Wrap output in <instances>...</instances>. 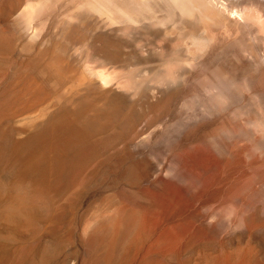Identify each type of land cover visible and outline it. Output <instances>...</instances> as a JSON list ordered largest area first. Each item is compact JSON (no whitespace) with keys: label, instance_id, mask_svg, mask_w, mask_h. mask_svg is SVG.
I'll use <instances>...</instances> for the list:
<instances>
[{"label":"rangeland","instance_id":"1","mask_svg":"<svg viewBox=\"0 0 264 264\" xmlns=\"http://www.w3.org/2000/svg\"><path fill=\"white\" fill-rule=\"evenodd\" d=\"M91 1L0 0V264H264V0Z\"/></svg>","mask_w":264,"mask_h":264},{"label":"bare ground","instance_id":"2","mask_svg":"<svg viewBox=\"0 0 264 264\" xmlns=\"http://www.w3.org/2000/svg\"><path fill=\"white\" fill-rule=\"evenodd\" d=\"M56 1L58 2L59 0H47V1L45 0V2H44V0H43V3L46 4V5H48V4H55L54 2H56ZM245 1H246V0H243V3H244ZM254 1L258 2V1H260V0H254ZM41 2H42V0H41ZM57 2H56V3H57ZM91 2H93V1H91ZM97 2H98L99 4H98ZM110 2H112V0H97V1H96L97 4L94 3V2H93L92 4L100 5V7H98V8L101 9V7L105 8L104 6H107ZM205 2H206V0H205ZM92 4H90V5L92 6ZM193 4H194V1H193V0H181L177 5L180 6V7L182 8V10L185 12V14H187V15H194V12H195L194 9H195V8H198L199 5H198V4H194V5H193ZM207 4H208V3H207ZM210 5H211V4H210ZM240 5H241V4H240ZM240 5H239V6H240ZM96 7H97V6H96ZM237 8H238V9H232L231 11L233 12V14H234V13L237 14V15L242 19V16H243V15H242V12L240 11V10H242V9L239 10V7H237ZM216 9H217V8H216ZM210 11H212V10H210ZM210 11H209V13H207V14H205V13L203 14V15H204V19H205L208 23H210V22H215V23H216V21H215V20H216V11L213 10V11H214V15H210ZM195 15H196V14H195ZM237 15H236V16H237ZM244 15H245V14H244ZM243 19H244V18H243ZM254 38H256V36H255ZM32 63H33V64H31V68H32V70L35 71L36 69L39 68V69L37 70V72H39V70H41V67H42V65L39 64V63H41V62H38V63L36 62V63L39 64L41 67H38V65H37L34 61H33ZM255 64L257 65V66H256V71H255V72H257V73H261V71L264 69V57H263L262 55L258 56V57L255 59ZM57 67H58V66H57ZM29 68H30V67H29ZM43 68H44V67H42V69H43ZM48 68H49V67H48ZM221 68H222V67H221ZM224 68H225V67H224ZM45 69H47V68H45ZM66 69H67V68H66ZM55 70H56V68H55ZM42 71H43V72H42L43 76H44V75L46 76V77H45V81H48V80L50 81V79H51V81H56V79L53 78V76H54L53 73H52V75H51V71H49L48 69H47V70H42ZM61 71H63V70H61ZM64 71H65V67H64ZM66 71H67V70H66ZM40 72H41V71H40ZM57 72H58V71H57ZM31 73H33V71H32ZM66 73H67V72H65V74H66ZM218 73H219V74H217V75L223 76L227 81L229 80V81L231 82L232 85H235V82H232V79H234L233 76H232V74H229V72H225V73H223L222 70L218 71ZM34 74H35V73H34ZM30 75H31V74H30ZM217 75H216V76H217ZM220 76H218L219 79H220ZM28 78H29V77H28ZM52 78L55 79V80H53ZM30 79L32 80V78H30ZM30 79H29V80H30ZM31 80H30V81H31ZM61 80H62V79H61ZM34 81H35V80H34ZM34 81H33V83H34L33 86L36 84ZM37 81H39V80H37ZM37 81H36V82H37ZM211 81H212V80H211ZM215 81H216V80H215ZM229 81H228V82H229ZM28 82H29V81H28ZM58 82H59V80H58ZM216 82L219 84L218 81H216ZM230 82H229V83H230ZM30 83L32 84V82H30ZM30 83H26V85L30 86V85H29ZM53 83H54V82H53ZM56 83H57V81H56ZM56 83H55V84H56ZM94 83H95V82H94ZM97 83H98V82H97ZM226 83H227V82H226ZM46 84H49V83H46ZM50 84H51V82H50ZM50 84H49L48 86H50ZM59 84H60V83H59ZM90 84H92V83H90ZM218 84H215L216 87H219V86L221 87V85L218 86ZM38 85H39V84H38ZM97 85H98V84H96V83H95L94 85H92V86H91V85H88V87H86V89H84V92H85L84 97H82V98H77V99L73 98V99H74L76 102H78L79 105H87V106L90 105V104H87V103L85 104V102H86L85 98H86V97H92L94 94H96V93H95V90H96L95 87H97ZM213 85H214V84H213ZM33 86H32V87H33ZM48 86H47V87H48ZM54 86H55V85H54ZM54 86H53V88H54ZM57 86H58V85H57ZM57 86H56V87H57ZM210 86H211V84H210ZM26 87H27V86H25V87H23V88H26ZM35 87H36V86H34V93H32V92H33V91H32L33 89L31 90V93H32V94H35V93H37V92H38V94H39L40 90L43 91V89H44L46 86L44 87L43 85H41V86H38L37 88H35ZM39 87H41L40 90H38L37 92H35V89H38ZM47 87H46V88H47ZM56 87H55V88H56ZM42 88H43V89H42ZM26 89L29 90V88H26ZM26 89H25V90H26ZM48 89H49V88H48ZM48 89H47V90H48ZM213 89H214V88H213ZM44 90H45V91H43L42 94H43L44 92H45V93L47 92L46 89H44ZM222 90H223V86H222ZM23 91H24V90H23ZM57 91H58V90H57ZM213 91H214V90H213ZM217 91H219V90L217 89ZM217 91H216V92H217ZM224 91H225V90H224ZM26 92H27V91H25V93H26ZM48 92H49V90H48ZM48 92H47V93H48ZM52 92H53V91H52ZM210 92H212V91H210ZM214 92H215V91H214ZM219 92H222V91L220 90ZM227 92H228V91H227ZM227 92H226V93H227ZM27 93H28V92H27ZM29 93H30V91H29ZM226 93H220V94L218 93V94H216V95L213 94V95L216 97L215 100L217 101V103H218V101H220L219 103H222L221 101H224L225 99H226V100L229 99V96H225ZM224 94H225V95H224ZM228 94H229V93H228ZM228 94H227V95H228ZM39 95H40V94H39ZM209 95H210V94H209ZM214 96H212V97H214ZM65 97H66V96H65ZM67 98H68V99H67ZM66 99H67V100H66ZM69 99H72V98H70V97H66V98H64V100H66V103H67V101H70ZM73 99H72V100H73ZM210 99H211L210 101H212V103H214L213 100H212V98H210ZM74 100H73V101H74ZM216 101H215V102H216ZM227 101H228V100H227ZM71 102H72V101H71ZM92 103H93V102H92ZM217 103H216V104H217ZM214 104H215V103H214ZM214 104H212V105L214 106ZM224 104H225V103H224ZM68 105H69V104H68ZM79 105H77V106H79ZM87 106H86V107H87ZM216 106H217V107H218V106L220 107V104H217ZM216 106H215V107H216ZM79 107H82V106H79ZM79 107L77 108V110H75V108H74L75 112L79 111ZM219 107H218V108H219ZM223 107H224V105H223ZM223 107H222V108H223ZM68 108H69V109H72V108H70V107L67 106V107H65V108H64V107H63V108L60 107L58 110H59V112H60V111H64V110L66 109L67 111L70 112V110H68ZM60 109H61V110H60ZM62 109H63V110H62ZM58 110H57V111H58ZM221 110H222V109H221ZM72 111H73V110H71V112H72ZM82 111H85V110H82ZM59 112H58V114H59ZM71 112H70V113H71ZM80 112H81V111H80ZM206 112H207V111H206ZM70 113H68V114L70 115ZM77 113H78V112H77ZM55 114H57V112H56ZM55 114H54V115H51V119H52V117H54V116H56V117L58 116V117H59V115H60V114H59V115H58V114L55 115ZM74 114H76V113H72V115H74ZM80 114H83V112H81ZM102 114H104V113H102ZM203 114H206L204 117L210 115V114H207V113H203ZM62 115L64 116V113H62ZM62 115H60V117H63ZM65 115H67L66 112H65ZM72 115H71V116H72ZM100 115H101V114H100ZM104 115H105V114H104ZM201 115H202V114H201ZM76 116H79V115H76ZM98 116H99V114H98ZM102 116H103V115H101V117H102ZM60 117H59V118H60ZM69 117H70V116H69ZM69 117H67L68 119H66V121L68 120V121L70 122V120H69L70 118H69ZM74 117H75V115H74ZM74 117L71 118V121H73ZM96 117H97V116H96ZM103 117H104V116H103ZM109 117H110V116H109ZM109 117H108V115H107L105 118H109ZM111 117H113V116H111ZM111 117H110V118H111ZM202 117H203V116H202ZM65 118H66V116H65ZM93 118L95 119V117H93ZM93 118H92V119H93ZM105 118H104L103 120H105ZM49 119H50V118H49ZM51 119H50V120H51ZM60 119H63V120H62L63 122H61V123H65V124H66V121L64 120V117H63V118H60ZM205 119H206V118H205ZM47 120H48V119H47ZM50 120H48V121L46 122L47 125H53V124H51V123H54V121H56L57 119L55 120V117H54V120H53V119H52L51 121H50ZM98 120L101 121V118H100V119L98 118ZM112 120H113V119H112ZM112 120H109L108 122L113 123V122H111ZM0 121H1V119H0ZM52 121H53V122H52ZM58 121L60 122L59 119H58ZM58 121H57V122H58ZM64 121H65V122H64ZM94 121H95V120H94ZM48 122H51V123H48ZM57 122L54 123L53 128H52V130L54 129L53 131H56V134L58 133L56 129H57L58 127L61 126V123L58 124ZM105 122L107 123L106 125H108V122H107L106 120H105ZM92 123H93V122H92ZM92 123H91V125H92ZM96 123L98 124L97 121H96ZM96 123H95V124H96ZM103 123H104V122H103ZM2 124H3V123H2ZM44 124H45L44 122L41 123V127H42V128H43ZM75 124H76V123H75ZM75 124H73V125H75ZM93 124H94V123H93ZM95 124H94L93 126H95ZM97 124H96V125H97ZM0 125H1V122H0ZM42 125H43V126H42ZM47 125H46V129H45V130H47V129L49 128ZM55 125H56V126L59 125V126L55 128V127H54ZM62 125H64V124H62ZM67 125H69V124L67 123V124L65 125V127L62 126V128L65 129ZM71 125H72V124H71ZM71 125H70V126H71ZM99 125H100V124H99ZM99 125H97V126L100 127ZM78 126H79L78 124H77V127H76V125H75V129H73L74 127H73V128L68 127V126H67V127H68V129L70 128L71 130H73V132H74V131H78V130H76V129H79V132H80V131L85 127V126H82L83 128L80 130L81 127L78 128ZM87 126H89V125H87ZM87 126H86V128H87ZM2 127H3V125H2ZM37 127L39 128V125H38ZM41 127H40V128H41ZM51 127H52V126H51ZM3 128H4V127H3ZM3 128H0V129H1V130H0V133H1V134H2V132H3L4 129H5V128H4V129H3ZM40 128H39V129H40ZM62 128L60 127V129H62ZM89 128H91V127H88V129H86V130H91V129H89ZM95 128H96V127H95ZM101 128H102V127H101ZM103 128H104V127H103ZM49 129H50V128H49ZM60 129L58 128V131H59V132H60ZM68 129H67V131H68ZM92 129H93V128H92ZM37 131L39 132V130H37ZM43 131H44V130H43ZM67 131H66V132H67ZM48 132L50 133L51 131L48 130V131H47V134H45V135H48V134H49ZM66 132H65V133H66ZM68 132H69V135H70V136L68 135ZM68 132H67V136H66V135H61V136H63V139H64V136H66V137H69V139L72 140V138H74L75 136H74V137H71V134H70L71 131H68ZM83 132H85V130H84ZM83 132H82V131L80 132L81 134H83V136H82V135H77V136H79V137H84V135H88V134H89V132H88V134H87V131H86V134H84ZM91 132H92V130H91ZM6 133H7V132H6ZM34 133H35V132H31L30 134H34ZM45 133H46V132H45ZM53 133H54V132H53ZM4 134H5V132H4ZM60 134H61V133H60ZM60 134H59V135H60ZM75 134H76V133H74V135H75ZM78 134H79V133H78ZM7 135H8V134L5 135V139H7V138L9 137V135H8V137H7ZM50 135H51V134H50ZM54 135H55V133H54ZM54 135H53V137H54V141H58V142H54V141L52 140V142L50 143V147H54L55 144L57 143V144H56V147H59V150L55 147V148H56V151H60V150L62 149V151H61V152H62V156H64V155H63V152H65V153L72 152V148H74V147L81 148V147H79V146H75L78 142H77L76 144H75V142H71V143H72V146H71V145L68 146V147L71 148V151H69V152L63 151V148H64V147H63V146H64V141L67 142L68 139L65 137V139H67V141H66L65 139L62 141L61 136H57V138H55L56 136H54ZM28 136H29V135H28ZM28 136H27V137H28ZM33 136H34V135H33ZM36 136H38V135H36ZM41 136H43V134H41L39 137H41ZM51 136H52V135H51ZM3 137H4V135H3ZM6 137H7V138H6ZM31 137H32V136H31ZM43 137L45 138V136H43ZM43 137H42V138H43ZM46 137H47V136H46ZM49 137H50V136L48 135V138H49ZM59 137H60V139H61L60 141H62V143H61L60 146H62L63 148L60 147L59 144H58V143H60V141H59ZM70 137H71V138H70ZM79 137H78V138H79ZM86 137H87V136H86ZM35 138H38V137H35V136H34V139H35ZM51 138H52V137H51ZM5 139L2 140V141H4V143L7 142V141H5ZM25 139H26V138H25ZM55 139H57V140H55ZM79 139H81V138H79ZM86 139H87V138H86ZM23 140H24V139H23ZM23 140H21V141H23ZM26 140H27V139H26ZM30 140H31V138H30ZM30 140L28 139V141H30ZM32 140H33V139H32ZM46 140H48V141L50 140V141H51V139H47V138H46ZM46 140H44V141H46ZM74 140H75V138H74ZM21 141H18L19 144H20ZM35 141H36V144H37V143H39V141H41V140H40V139H37V140H35ZM37 141H38V142H37ZM44 141H42V142H44ZM76 141H77V140H76ZM18 142H17V143H18ZM79 142H80V143H86V140H85V141H82V142L79 141ZM13 143H14V142H13ZM17 143H16V144H17ZM32 143H34V142H32ZM44 143L46 144L47 141L44 142ZM44 143H41V144L44 145ZM52 143H54V145L51 146ZM80 143H79V144H80ZM1 144H2V143H1ZM21 144H22V143H21ZM25 144H26V142H25ZM27 144H28V143H27ZM29 144H30V142H29ZM41 144H40V145H41ZM74 144H75V145H74ZM2 145H4V146H2ZM2 145H1V147H2L3 149H6L7 146H6L5 144H2ZM12 145H13V144H12ZM14 145H15V144H14ZM14 145H13V146H14ZM40 145L38 144L37 146H40ZM47 145H48V144H47ZM47 145H45V147H46ZM65 145L67 146V144H65ZM82 145H83V144H82ZM5 146H6V147H5ZM30 146H31V144H30ZM33 146H34V145H33ZM41 146H42V145H41ZM48 146H49V145H48ZM48 146H47V147H48ZM66 146H65V147H66ZM73 146H74V147H73ZM83 146H84V145H83ZM4 147H5V148H4ZM17 147H19V146H17ZM23 147H25V145H24ZM31 147H32V146H31ZM31 147H30V148H31ZM43 147H44V146H43ZM47 147H46V149H47ZM68 147H67V148H68ZM21 148H22V146H21ZM26 148H27V147H26ZM30 148H27V149L29 150ZM55 148H53V149H55ZM31 149H32V148H31ZM35 149H37V147H36ZM35 149H34V150H35ZM65 149H66V148H65ZM68 149H69V148H68ZM68 149H67V151H68ZM28 150H27V151H28ZM34 150H33V152H32L33 154H34ZM37 150H39V149H37ZM37 150H35V151H37ZM0 151H1V150H0ZM2 151H3V150H2ZM2 151H1V152H2ZM20 151H21V150H20ZM24 151H25V150H24ZM27 151H26V153H27ZM31 151H32V150H31ZM31 151H30V152H31ZM42 151H43V150L41 149V151H38V153H40V152H42ZM75 151L77 152V149H76ZM75 151L73 150V152H74L73 155H75V157H76ZM22 152H23V151H22ZM78 152H79V151H78ZM80 152H81V151H80ZM17 153H19V155H20V152H17ZM36 153H37V152H36ZM49 153H50V152H49ZM51 153H52V152H51ZM65 153H64V154H65ZM28 154H29V153H28ZM28 154H26L25 157H26ZM44 154H45V153H43V155H44ZM54 154H55V153H54ZM54 154H53V156L55 157L56 154H55V155H54ZM60 154H61V153H59V155H60ZM22 155H23V154H22ZM37 155H39V154H37ZM41 155H42V154H41ZM46 155H47V154H46ZM46 155H45V156H46ZM48 155H49V154H48ZM65 155H67V154H65ZM17 156H18V155H17ZM19 157H22V156H19ZM19 157H18V158H19ZM30 157H31V156H30ZM32 157H33V158L31 159V163H32L33 166H30V164H31L30 162H29L30 164H29V163H27V164L29 165V167H34V166L37 167V165H36L37 162H39V161L41 162L42 159L39 160V159H40V158H39L40 156H36V154H35L34 156H32ZM46 157H47V156H46ZM59 157H60V156H58V154H57L56 159H59ZM70 157H71V156H70ZM70 157L67 158V159H69V161H70V160L72 161V157H71V158H70ZM48 158L51 160V155H50V157H47V159H48ZM52 158H53V157H52ZM60 158H61V157H60ZM65 158H66V157H65ZM80 158H81V157H80ZM29 159H30V158H29ZM47 159H46V160H47ZM49 159H48V160H49ZM61 159L63 160V158H61ZM61 159H60V162H59V163H61V161H62ZM77 159H78V158H77ZM22 160H23V159H22ZM44 160H45V158H44ZM44 160H43V161H44ZM29 161H30V160H29ZM58 161H59V160H58ZM58 161H57V163H58ZM67 161H68V160H67ZM67 161H66V162H67ZM73 161H74V160H73ZM44 162H45V161H44ZM51 163H52V162H51ZM39 164H41V163H39ZM45 164H46V163H45ZM45 164H44V165H45ZM52 164H53V166H54V160H53V163H52ZM52 164H50L49 161H48V164H47V165L50 166V165H52ZM55 164H56V163H55ZM67 164H68V163H67ZM28 165H27V166H28ZM47 165H45V166H47ZM64 165L66 166L65 163H64ZM27 166H26V167H27ZM38 166H40V165H38ZM45 166H43V167H45ZM53 166H52V167H53ZM26 167H24V168L27 169V171H28V168H29V167H27V168H26ZM43 167H42V168H43ZM52 167H51V168H52ZM57 167H58L57 169L61 170L60 172H62L63 168H65V167H63V168L61 169V168H59V166H57ZM39 168H40V167H38V169H39ZM45 168H47V167H45ZM49 168H50V167H49ZM34 169H35V168H34ZM34 169H33V170H34ZM40 169H41V168H40ZM53 169L56 171V167H55V168H54V167L52 168L51 174H52V172H53ZM29 170H30V169H29ZM35 170H36V169H35ZM49 170H50V169H49ZM41 171H42V170H41ZM41 171H40V172H41ZM45 171H46V169H45ZM23 172H26V170H25V171L23 170ZM32 172H33V171H32ZM42 172H44V170H43ZM57 172H58V170H57ZM46 173H47V172H46ZM53 173L55 174V172H53ZM58 173H59V172H58ZM23 174H24V173H23ZM25 174H26V173H25ZM38 174H39V172H38ZM42 174H43V173H42ZM51 174H50V175H51ZM59 174H60V173H59ZM32 175H33V174H32ZM40 175H41V174H39V176H40ZM50 175H49V176H50ZM52 175H53V174H52ZM36 176H37V175H36ZM36 176H35V177H36ZM43 176H44V175H43ZM45 176H46V175H45ZM47 176H48V175H47ZM54 176H55V175H54ZM41 177H42V176H41ZM51 177H52V176H51ZM39 178H40V177H39ZM39 178H38V179H39ZM42 179H44V178H42ZM50 179H51V178H50ZM53 179H54V178H53ZM46 181H47V180H46ZM52 181H53V180H52ZM38 184H39V183H38ZM42 184H43V182H42ZM45 184H46V183H45ZM43 185H44V184H43ZM50 185H51V183L49 184V186H50ZM45 186H47V185H45ZM12 187H14V186H12ZM15 188H16V187H15ZM15 188H14V189H15ZM0 189H1V188H0ZM5 191H6V190H5ZM5 191H4V192H5ZM7 191H8V190H7ZM12 192H14V191H12ZM15 192H16V191H15ZM15 192H14V195H15ZM5 193H6V192H5ZM7 193H8V194H7ZM7 193H6V194L8 195L7 197H8V199H9V198H10L9 195H11L12 193H11V192H7ZM10 193H11V194H10ZM19 193H20V191H19ZM17 194H18V192H17ZM0 195H1V193H0ZM3 195H4V194H3ZM14 195H12V196H14ZM19 195L21 196L22 193L19 194ZM20 196H19V197H20ZM22 196H25V197H26V194H25V195H22ZM28 196H29V195H28ZM4 197H5V196H4ZM16 197H18V196H16ZM19 197H18V198H19ZM30 197H31V196H30ZM34 197H36V196H34ZM34 197H33V198H34ZM37 197H38V195H37ZM16 199H17V198H16ZM12 200H14V202L16 201L15 198H13ZM23 200H24V199H23ZM23 200H22V202H23ZM39 200H40V199H39ZM0 201H1V199H0ZM24 202H25V201H24ZM9 203H10V202H9ZM19 203H20V202H17V204H19ZM33 203H34V202H33ZM38 203H39V202H38ZM20 204H21V203H20ZM35 204H37V203H35ZM10 205H11V204H10ZM10 205H9V206H10ZM25 205H26V203H25ZM25 205H24V206H25ZM30 205H32V204H30ZM40 205H41V204H40ZM12 206H13V205H12ZM27 206H28V205H27ZM35 206H36V205H35ZM15 207H16V206H15ZM15 207H13V208H15ZM33 207H34V206H33ZM36 207H37V206H36ZM13 208H12V209H13ZM27 208H28V207H27ZM31 208H32V206H31ZM10 209H11V208H10ZM17 209H19V208L17 207ZM24 209H25V208H24ZM29 209H30V207H29ZM34 209H36V208L34 207ZM4 210H5V209H4ZM19 210H20V209H19ZM19 210H18V211H19ZM22 210H23V208H22ZM8 211H9V210H8ZM35 211H36V210H34L33 212H35ZM20 212H21V211H20ZM30 212H32V211L30 210ZM30 212H29V213H30ZM36 212H37V211H36ZM10 213H11V212H10ZM10 213H9V214H10ZM15 214H16V212H15L13 215H15ZM18 214H20V213H18ZM23 214H24V213H23ZM11 216H12V214H11ZM13 217H14V216H13ZM249 250H250V249H249ZM252 251H253V249H252ZM248 252H250V251H248ZM250 254H251V253H250ZM251 255H252V254H251ZM251 255H250V257H252Z\"/></svg>","mask_w":264,"mask_h":264}]
</instances>
